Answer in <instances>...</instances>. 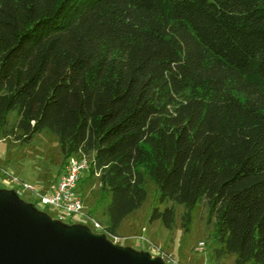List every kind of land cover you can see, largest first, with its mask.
<instances>
[{"label":"trees","instance_id":"1","mask_svg":"<svg viewBox=\"0 0 264 264\" xmlns=\"http://www.w3.org/2000/svg\"><path fill=\"white\" fill-rule=\"evenodd\" d=\"M10 111L4 134L91 154L107 234L144 171L183 226L204 197L216 256L264 264V0H0V128Z\"/></svg>","mask_w":264,"mask_h":264},{"label":"rangeland","instance_id":"2","mask_svg":"<svg viewBox=\"0 0 264 264\" xmlns=\"http://www.w3.org/2000/svg\"><path fill=\"white\" fill-rule=\"evenodd\" d=\"M15 120V111L8 112L5 128H0V187L17 189L22 199L62 222H80L92 231L105 232L102 226L107 223L105 204L108 194L100 189L97 172L86 170L80 175L77 191L82 198L81 213L68 216L59 208L37 202L34 191L41 193L48 188L61 171L65 158L60 152L56 135L46 128L34 133L28 142L16 139L13 133L4 134ZM143 178L145 198L122 219L116 230L118 235L105 232L109 239L135 250H145L150 255H159L168 264H233V253L220 256L214 253L218 246L213 234L214 216L208 214L204 197L195 202L189 222L183 226L180 217L183 205L167 199L160 202L155 184L144 171ZM23 182L29 185L30 190L22 186ZM153 206L173 208L174 223L171 228L164 227L160 219H149ZM88 217L98 221L101 227H96ZM200 240L204 242L202 248L197 246ZM244 264H249V261Z\"/></svg>","mask_w":264,"mask_h":264},{"label":"water","instance_id":"3","mask_svg":"<svg viewBox=\"0 0 264 264\" xmlns=\"http://www.w3.org/2000/svg\"><path fill=\"white\" fill-rule=\"evenodd\" d=\"M0 264H168L80 222H62L0 187Z\"/></svg>","mask_w":264,"mask_h":264},{"label":"built area","instance_id":"4","mask_svg":"<svg viewBox=\"0 0 264 264\" xmlns=\"http://www.w3.org/2000/svg\"><path fill=\"white\" fill-rule=\"evenodd\" d=\"M90 164L91 158L85 154L75 153L69 155L65 159L61 172L48 188L41 193L34 191L37 196V202L42 205L47 204L59 208L68 216L81 213L82 198L77 191V181L80 174L86 171ZM21 184L24 188L30 190L27 183L23 182ZM15 191L19 192L17 189ZM88 219L96 227H101L98 221L90 217ZM203 244L202 240L198 241V248H202Z\"/></svg>","mask_w":264,"mask_h":264},{"label":"crops","instance_id":"5","mask_svg":"<svg viewBox=\"0 0 264 264\" xmlns=\"http://www.w3.org/2000/svg\"><path fill=\"white\" fill-rule=\"evenodd\" d=\"M125 217V216H124ZM122 221V220H121ZM120 225V224H119ZM118 228V227H117ZM117 230V229H116ZM116 234H117V232H116ZM118 235V234H117Z\"/></svg>","mask_w":264,"mask_h":264}]
</instances>
